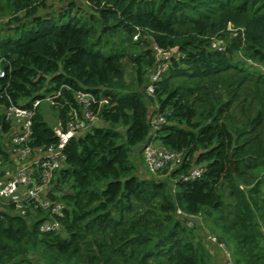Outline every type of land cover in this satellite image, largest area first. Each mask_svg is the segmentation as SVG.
<instances>
[{"label": "trees", "instance_id": "16d2710c", "mask_svg": "<svg viewBox=\"0 0 264 264\" xmlns=\"http://www.w3.org/2000/svg\"><path fill=\"white\" fill-rule=\"evenodd\" d=\"M2 18L0 166L9 161L4 107L62 88L51 109L65 121L79 108L76 91L108 100L100 124L69 140L55 172L61 229L40 232L46 210L22 216L3 206L0 264H223L177 208L201 214L233 247L234 264H264V0H0ZM153 44L177 51L149 96ZM153 103L167 119L155 131L158 145L184 158L162 178L140 175L133 158L143 162ZM41 112L32 146L57 142ZM199 166L200 177L177 180Z\"/></svg>", "mask_w": 264, "mask_h": 264}, {"label": "built area", "instance_id": "2783aa9c", "mask_svg": "<svg viewBox=\"0 0 264 264\" xmlns=\"http://www.w3.org/2000/svg\"><path fill=\"white\" fill-rule=\"evenodd\" d=\"M47 1L58 3L60 0ZM219 45L220 41L215 42L213 46ZM152 49L155 63L149 75V83L145 87L149 96L154 95L155 84L167 70L169 57L177 51L176 48L164 51L156 44L152 45ZM174 49H176L175 52ZM4 75V71L0 68V78ZM61 89L46 95L43 99L31 101L29 106H26L28 102L23 100L17 104H9L1 111L5 121L10 124V131L6 134L9 161L0 166V216L1 210H4L3 206L9 204L14 207L17 214L22 216H26L31 209L46 210L50 219L40 224V232H57L61 229L58 217L63 216L65 203L54 197L56 195L53 190L55 172L64 167L66 160L64 150L69 140L100 124L99 107L108 100L106 98L97 100L90 92L76 91L75 99L79 108H70L66 120L56 118V124L52 127L57 142L49 146H32L30 142L35 112L39 110L43 102H48L51 107L54 106L62 95ZM95 105H97L96 108H94ZM166 122V114L160 111L159 106L155 110L151 107L149 123L152 135L143 145L142 155L147 170L153 174L179 165L184 159L181 152L166 149L157 143L155 131ZM203 171L202 166L192 168L188 174L180 175L177 180L184 182L198 178ZM240 187L243 188V186ZM176 213L185 220L187 226L192 227L195 224L201 226L203 233H206L207 241L223 255L225 264H234L224 243L219 242L216 236L205 228L201 214L189 215L180 208L176 209Z\"/></svg>", "mask_w": 264, "mask_h": 264}, {"label": "rangeland", "instance_id": "374dc122", "mask_svg": "<svg viewBox=\"0 0 264 264\" xmlns=\"http://www.w3.org/2000/svg\"><path fill=\"white\" fill-rule=\"evenodd\" d=\"M41 11V10H40ZM0 20H3V18L2 19H0ZM66 21V20H65ZM2 24V22H0V25ZM232 29V27H230L229 26V29ZM7 35L8 34H6L5 35V37H7ZM136 37V38H135ZM138 38V36H136V35H134L133 36V39L134 40H136ZM148 40H150V38H147ZM126 44V43H125ZM141 48H142V50L143 49H145L146 47L145 46H141ZM107 50H108V48L107 47H104V48H102V51H103V53H106L107 52ZM138 51H141V50H138ZM124 64H125V67H126V69H125V79L127 80V81H130L131 80V78L135 75V70H134V68H133V66H132V64H131V62H130V60H129V58L128 57H125V59H124ZM0 68H1V66H0ZM156 107H158V104L157 103H153L152 104V109H156ZM52 107H51V105L48 103V102H43L42 104H41V107L39 108V110L41 109L42 111H44L45 112V116H46V120H47V122L49 123V125L51 126V127H53L55 124H56V120H54L53 119V115L55 114V112L51 109ZM150 111H151V108H150ZM143 154V153H142ZM133 158H134V161H136V163H137V169H138V173L140 174V175H142V176H153V177H155V178H162L163 176H164V174H163V172L162 173H156V174H153V173H151V172H149L148 170H147V168H146V166H145V162H144V158H143V162H142V158H140V159H138V157L137 156H133ZM205 225V224H204ZM208 244H210L209 242H208ZM226 248H227V250L230 252V254H231V258H232V260H233V247L231 246V245H226ZM209 250L211 251V253H213V254H215V253H217V252H215L214 253V250L210 247L209 248ZM219 251V250H218ZM220 252V251H219ZM221 253V252H220ZM216 256H218V254H215ZM223 264H225V260L223 261Z\"/></svg>", "mask_w": 264, "mask_h": 264}, {"label": "crops", "instance_id": "0c3cea01", "mask_svg": "<svg viewBox=\"0 0 264 264\" xmlns=\"http://www.w3.org/2000/svg\"><path fill=\"white\" fill-rule=\"evenodd\" d=\"M58 6L63 7V6H62V3H60L59 5H57V7H58ZM40 12H41L42 14H46V13H50L51 11H50V10H44V9L42 10V9H41ZM41 113L43 114V116L45 117V120H46L45 112L42 111ZM53 119L56 120L55 114L53 115ZM261 230H262V232H263V234H264V227H262ZM216 254H217V253H216ZM218 255H219V253H218ZM218 264H220V263H218Z\"/></svg>", "mask_w": 264, "mask_h": 264}, {"label": "water", "instance_id": "95a60500", "mask_svg": "<svg viewBox=\"0 0 264 264\" xmlns=\"http://www.w3.org/2000/svg\"><path fill=\"white\" fill-rule=\"evenodd\" d=\"M66 2H74L75 4H77L78 6H82L83 5V0H65ZM176 51V49H174V52ZM150 117V110L148 111L147 114V119H149ZM232 167V166H231Z\"/></svg>", "mask_w": 264, "mask_h": 264}]
</instances>
